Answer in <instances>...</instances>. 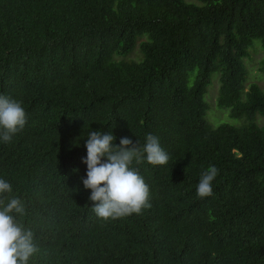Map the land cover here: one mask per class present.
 <instances>
[{
	"label": "trees",
	"instance_id": "trees-1",
	"mask_svg": "<svg viewBox=\"0 0 264 264\" xmlns=\"http://www.w3.org/2000/svg\"><path fill=\"white\" fill-rule=\"evenodd\" d=\"M197 1L0 0V94L27 114L0 141V178L39 248L28 264H264V92L253 84L242 99L240 61L254 39L264 49V0ZM137 43L139 59H122ZM216 72L218 107L248 123L206 122ZM91 130L115 146L152 134L169 154L165 166L133 161L151 192L142 214L94 213L82 183Z\"/></svg>",
	"mask_w": 264,
	"mask_h": 264
},
{
	"label": "clouds",
	"instance_id": "clouds-1",
	"mask_svg": "<svg viewBox=\"0 0 264 264\" xmlns=\"http://www.w3.org/2000/svg\"><path fill=\"white\" fill-rule=\"evenodd\" d=\"M26 123L27 114L22 102L0 94V141L10 143ZM114 140L110 131L102 134L91 130L83 160L87 165V178L82 179V183L85 189L91 190L89 199L94 202V213L105 222L139 215L151 207L150 188L138 170L132 167L133 161L165 166L170 159L158 137L152 134L146 136L143 146L133 144L129 138H122L120 145L115 146ZM217 175L215 166L201 174L196 188L199 198L213 195L212 182ZM12 192V185L0 178V264H28L39 248L33 232L17 220V216L25 214V205L12 196Z\"/></svg>",
	"mask_w": 264,
	"mask_h": 264
},
{
	"label": "rangeland",
	"instance_id": "rangeland-1",
	"mask_svg": "<svg viewBox=\"0 0 264 264\" xmlns=\"http://www.w3.org/2000/svg\"><path fill=\"white\" fill-rule=\"evenodd\" d=\"M187 3L201 5V3L197 0H184ZM140 39V38H138ZM144 38H141L138 43L143 41ZM138 43L135 46L134 51L130 53V55L122 58L124 60H137L139 59L138 53ZM117 60L121 59L119 57H115ZM142 57L140 58V62ZM242 64L246 70V78L244 82V90L242 93V99H245L246 92L251 85H257L264 92V74L261 71V67L264 63V49L261 46V42L259 39H254L247 50L246 56L242 57ZM194 74V73H193ZM193 74L190 76V83L193 80ZM220 88V74L213 73L210 76V82L206 87V92L203 95V101L207 106L205 120L206 122L213 128H217L220 125H230L234 127H240L248 121L245 118L241 119H233L229 115L228 109H220L217 104V98ZM254 123L258 127H264V117L257 115L254 119Z\"/></svg>",
	"mask_w": 264,
	"mask_h": 264
}]
</instances>
